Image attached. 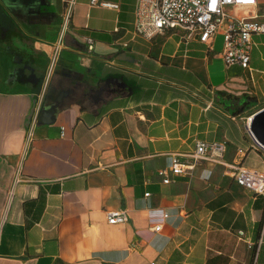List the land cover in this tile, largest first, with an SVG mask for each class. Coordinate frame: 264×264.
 I'll use <instances>...</instances> for the list:
<instances>
[{"label": "crops", "instance_id": "crops-1", "mask_svg": "<svg viewBox=\"0 0 264 264\" xmlns=\"http://www.w3.org/2000/svg\"><path fill=\"white\" fill-rule=\"evenodd\" d=\"M72 1L50 67L65 0H0V264H264V195L233 176L264 173L234 114L264 97V33L241 69L219 35L213 51L180 30L136 35L134 0ZM197 141L225 143L222 162H193ZM116 210L127 220L109 223Z\"/></svg>", "mask_w": 264, "mask_h": 264}, {"label": "built area", "instance_id": "built-area-1", "mask_svg": "<svg viewBox=\"0 0 264 264\" xmlns=\"http://www.w3.org/2000/svg\"><path fill=\"white\" fill-rule=\"evenodd\" d=\"M66 7L61 17V30L50 52V67L53 66L65 33L70 29L72 18V0H65ZM97 6L117 9L118 3L90 0ZM134 32L151 40L166 31L180 30L182 39L197 40L213 51L215 37L221 36L219 55L226 66L237 65L241 69L250 68L253 36L264 33V11L257 0H134ZM88 49L93 47V39L86 38ZM250 116L247 118L249 131ZM226 145L223 142L197 141L193 153V162L207 160L222 162ZM241 151V150H240ZM191 163L180 161L172 155L169 170L172 175L186 174ZM236 183L256 195H264V173L235 167ZM170 177L163 181L168 182ZM148 195V193H145ZM107 220L111 224L127 220L124 210L108 211ZM161 225L154 227L160 230ZM147 264H157L151 261Z\"/></svg>", "mask_w": 264, "mask_h": 264}, {"label": "water", "instance_id": "water-1", "mask_svg": "<svg viewBox=\"0 0 264 264\" xmlns=\"http://www.w3.org/2000/svg\"><path fill=\"white\" fill-rule=\"evenodd\" d=\"M66 95V91H61L56 97V104L50 106L47 109H42L39 114V122L50 123L53 121L56 106ZM249 132L255 142L264 148V107L253 114V117L249 123Z\"/></svg>", "mask_w": 264, "mask_h": 264}, {"label": "rangeland", "instance_id": "rangeland-1", "mask_svg": "<svg viewBox=\"0 0 264 264\" xmlns=\"http://www.w3.org/2000/svg\"><path fill=\"white\" fill-rule=\"evenodd\" d=\"M263 107L264 97H256V101L247 106V108L243 111L242 116L246 119Z\"/></svg>", "mask_w": 264, "mask_h": 264}, {"label": "trees", "instance_id": "trees-1", "mask_svg": "<svg viewBox=\"0 0 264 264\" xmlns=\"http://www.w3.org/2000/svg\"><path fill=\"white\" fill-rule=\"evenodd\" d=\"M236 100L238 101V105L235 109L234 114L243 112L247 108L248 105L256 101V97L249 96V95H243L239 100L238 99Z\"/></svg>", "mask_w": 264, "mask_h": 264}, {"label": "bare ground", "instance_id": "bare-ground-1", "mask_svg": "<svg viewBox=\"0 0 264 264\" xmlns=\"http://www.w3.org/2000/svg\"><path fill=\"white\" fill-rule=\"evenodd\" d=\"M253 115L250 116V119H252Z\"/></svg>", "mask_w": 264, "mask_h": 264}]
</instances>
